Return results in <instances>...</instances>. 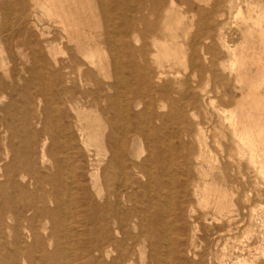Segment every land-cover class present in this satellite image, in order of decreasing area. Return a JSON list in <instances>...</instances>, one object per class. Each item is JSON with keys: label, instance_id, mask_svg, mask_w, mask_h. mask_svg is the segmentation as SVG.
<instances>
[{"label": "bare ground", "instance_id": "6f19581e", "mask_svg": "<svg viewBox=\"0 0 264 264\" xmlns=\"http://www.w3.org/2000/svg\"><path fill=\"white\" fill-rule=\"evenodd\" d=\"M148 1L152 6L147 11L148 7L140 6L142 0H95L104 17L101 32L93 0H0L7 14L16 7L14 47L27 48L30 60L26 71L30 78L23 80L21 94L23 116L16 124L14 105L19 101L11 98L15 104L8 102L0 118L11 152L6 164L0 157V264H145L140 251L145 242L154 264H188L185 260L191 257L199 260L190 264H203L204 253L211 250L222 260L225 253L219 248L225 224L240 223L234 216L253 209L252 201L242 199L244 191L240 194L238 189L243 178L240 158L246 151L247 170L256 184L264 180V92H260L264 83V0H211L213 10L207 7L210 0H182L180 6L188 9L174 17L169 13L174 0ZM123 6L128 22L120 32L115 21L125 16L120 12ZM187 14L197 18L196 24L193 19L186 24L181 21ZM227 14L242 35L237 48L235 42L234 46L226 40V28L232 23L225 20ZM171 16L176 20L174 26ZM194 27L196 32L191 36ZM210 38L215 42L208 45ZM102 45L111 54L113 82L104 83L99 76L103 71ZM24 61L21 57L15 65ZM185 61L192 74L201 76L209 70L228 89L229 108L216 107L213 97H198L189 80L193 76L181 78L174 72ZM251 66L257 80L248 77ZM132 83L141 90L136 89V100L130 102ZM13 84L10 92H14ZM36 85L45 97L42 107L41 100L34 102L28 92ZM238 94L245 96L246 104L236 101ZM140 103L144 109L136 111ZM34 107L37 113L31 115ZM165 108L167 112L162 113ZM193 109L203 112V121L193 120ZM20 128L26 137L19 135ZM106 129L107 149L101 147ZM210 132L215 133L214 140L217 132L229 136L231 148L237 158L241 156L232 164L231 176L225 173L228 167H217L225 189L211 187L207 181L211 175L204 170V164L217 169L215 162L220 157L216 152L217 159L206 158L208 153L204 156ZM20 138L24 146L19 145ZM141 140L147 146V157L130 161ZM181 176L184 179L180 180ZM137 189L146 198L143 209L137 206ZM227 189L237 194L234 210L223 203ZM255 196H262L260 188ZM175 198L179 200L175 219L184 222L180 228L171 219ZM212 199L216 204L213 213L203 211V206L199 207L200 215L195 213L193 203L209 204ZM10 207L15 209L16 223L5 229L1 222L6 220L1 217ZM151 213L155 219L149 217ZM75 216L81 218L74 220ZM209 217L221 225L214 234L200 238L204 248L199 253L196 231ZM97 225L105 233L94 231ZM131 229L138 233H131ZM126 241H130L127 247ZM114 248L117 256L109 258ZM238 255L232 263L245 264Z\"/></svg>", "mask_w": 264, "mask_h": 264}, {"label": "rangeland", "instance_id": "374dc122", "mask_svg": "<svg viewBox=\"0 0 264 264\" xmlns=\"http://www.w3.org/2000/svg\"><path fill=\"white\" fill-rule=\"evenodd\" d=\"M191 1H194V0H191ZM149 2L150 1H148V0H145V1L142 0V2L140 3V6L145 7V9L148 7L146 9L148 11V10H150V8L152 6V3H149ZM181 2H182V0H174V4L172 6H169V10H170L169 13L173 17H174V15H176V13H179V12L182 13V12H184V11H186L188 9V7L186 5L180 6L181 5L180 4ZM194 2H196V1H194ZM93 3H94V4H92V5H94L93 6V9L96 8L95 9L96 11H94V13H95L96 16H98V20H97L98 24H97V26L99 25V27L101 28L100 31L103 32V30H104L103 29V26H104L103 25L104 24V17H103V15H101L102 13L99 14L100 13V10L97 8L98 7L97 6V2H95V0H93ZM211 4L212 3H211V0H210L209 5L207 7L210 8L211 7ZM146 5H148V6H146ZM13 7L11 8L10 12H8V14H7L5 12V9H4L3 5L0 4V118H2L4 116L3 115V112H2V108L6 107L10 103H14L15 104L14 100L17 99L16 103L19 101V104L17 103V105H14L15 106L14 114H15V122H16V124H18L19 118H21L23 116V110L21 108L23 106V101H22L21 94L23 92V87H24V85H23L24 81L23 80L24 79L27 80V79L30 78L29 77L30 75L28 76V73L26 72L30 68V60H28L29 59V51H28L27 48H22L20 50H17L14 47V45H15L14 43H15V41H16L17 38L15 36V32L13 33V31H15V28L17 27L18 15L16 14L17 12H15L16 11V7L15 6H13ZM122 8H121L120 12L121 13L122 12L125 13L126 12V8L124 6ZM212 8H213V5H212L211 9ZM14 9H15V11H13ZM13 12H15V13H13ZM10 13H12V14H10ZM128 14H129V12H128ZM5 15L6 16L8 15V16L6 17ZM10 15L13 16V17H10ZM124 15H125L124 17L120 16L119 19H116V21H115L116 22V25H117V27H118V29H119L120 32H123L125 30L126 24L128 22V17H126V13ZM172 16H171L170 23H171V25L174 26V25H176L175 24L176 23V20ZM226 16H225V20H227L229 22L232 21V23H230V25L227 26L228 28H226V31H227V36H226L227 38H226V40H228L229 42H231L230 43L231 45H234V44L236 45L237 43H238V45H240L242 43L241 40H243V39H242L241 33L238 31V27L237 26L234 27L236 25V23L234 22L235 20L234 19L231 20V17H229L228 14ZM102 18H103V20H102ZM150 19H153V17L151 15H150ZM192 19L193 18H190V14L189 15L187 14V15L183 16V18H181V21L184 24H186L189 21H191ZM197 21L198 20L195 17L193 19L194 24H196ZM233 22L235 23V25H234ZM44 23H46V21H44ZM228 29H229V31H228ZM195 30H196L195 27L192 28V29H190V35L191 36H193L195 34V32H196ZM191 32H192L193 35L191 34ZM229 32L232 35H230ZM210 39H208V41H210L209 44H208V41H206V40H202V41L204 43L206 42V44H208V45H211V44H213V41L214 40H212V39L210 40ZM134 44L135 45H139L137 42H134ZM237 47H239V46L236 45V48ZM100 52H101L100 54L102 55V58H103V71L99 75V76H101L100 79L103 78L101 80L104 83L105 82H113L114 81V66H113V62L111 61L112 60L111 59V54H110V52H108L104 48L103 45H102V47L100 49ZM3 57L4 58H7V59L5 60ZM21 57H22V59H25V61L23 62V65L16 66L15 63L18 62V61H20ZM106 58H107V60H106ZM122 59H123V62H126L125 57L122 58ZM2 63L3 64L6 63V65L3 66ZM207 63H206L207 65H210V62H207ZM187 64L188 63L185 61V63L176 66L174 68V72H178V75H180L181 78H185V77L186 78L187 77L189 78V77L193 76V77H191L192 79L189 78V80H190V82H192V85H194L192 87V90L194 91V93L195 92L197 93L198 97L205 96V98H207V100H208V98L209 99H212V97H213V100L215 101V105L218 103L216 105V107L226 108V109H227V107L229 108V105L230 104L226 101V100H229L228 99V94H227L228 89L225 86H223L222 84L218 83L219 81L217 82L216 79H214L212 77V74H210L208 72L209 70L205 71L201 76L199 74H197V73L192 74L193 70H191V68ZM250 70H251V73L249 74L248 77H252L254 80H257L258 78H257V72H256L255 67L251 66L250 67ZM19 74H21L20 75L21 76V79L20 80L18 79V75ZM196 74H197L198 77L196 76ZM12 77H13V79H12ZM15 77H16V79H15ZM4 80H6V81H4ZM16 80H18V81L16 82ZM193 81H195V82L193 83ZM12 82H15V84H13ZM12 84L15 85L14 86V92H12V91L10 92V85H12ZM136 84L137 83H132V85H131L132 88H130V89H134V90H129L128 89V101H130V102L136 100V98H135L136 97V94H135L136 89L138 88L139 90H141L140 87L138 85H136ZM263 84L260 85V92H264V85ZM37 87H38V85L34 86L33 88L30 87L29 90H28V92L34 98V102H39V100H41L40 103H41V107H42V105H44L45 97H44V95H42V94L39 93ZM44 87H47L46 89L49 88L48 86H45V85H44ZM217 87H218V89H217ZM199 88H201V91H200ZM223 89L225 91H223ZM198 91L200 92V94L198 93ZM218 91L220 93H217ZM222 91H223V93H222ZM1 93H3V95H1ZM11 93H13V94H11ZM111 93H113V92H111ZM206 93H207V95H204ZM209 93L211 95H209ZM224 93H226V94H224ZM215 94H216V96H218V97H216L217 99L215 98ZM217 94H219V95H217ZM220 94H222L223 96L220 95ZM9 95H11V96H9ZM14 95H15V97H14ZM220 96H222V99L223 98L224 99L222 100L221 98H219ZM3 97H5V98H3ZM11 98H13L14 100L11 99ZM219 99H221V101ZM245 99H246L245 96L241 97L238 94V98H236V101H240L241 100L242 103L244 102V104H246L247 102H245ZM1 101H2V103H1ZM222 103H223V105H222ZM34 109H35V107L31 109V115L32 114L34 115L35 113H37V112H35ZM134 109L136 111H140V110H143L144 109V106H143L142 103H140V105L135 106ZM167 110H168L167 108L163 109L162 110V113H166ZM193 110H192V114H193V117L192 118H193V120L195 122L196 121H203V119H204L203 112L201 113V111L198 112L197 110H194V112H193ZM246 110H248V108ZM198 113L200 114V117L198 116L199 115ZM40 117L42 118V115ZM200 118H201V120H199ZM32 127L33 126H31V130H34V127L33 128ZM5 130L6 129L3 126V124L0 125V157L2 158V164L8 163L9 160H10V156H11V154H10L11 152L9 151V148L6 147L7 144H8V133H5ZM18 132H19V135L20 136L23 135L22 137H26V135L23 133V130L21 128L18 129ZM21 132H22V134H21ZM217 133H218V135L216 134L217 135L216 136V140L218 142L216 140H214V138H215V136H213L215 134L214 132H210V134H211V135L209 134L210 136L208 135V133L206 134V141H205L206 142L205 143L206 146H205V150H207V151H205L204 156H206L207 153L208 154H207V157L206 158L211 157L213 159L214 158L217 159L220 156L221 158L219 157L217 159L219 162L217 160L215 162V165H217L216 168L218 167L221 170V167L220 166H222L223 168L224 167H228L225 170V173H226L227 176H229V175L231 176V172H232L231 166H232V164L236 163L235 161L237 159L239 160V158L242 156L240 159H241V161L243 160L242 161L243 163H240L241 164V168H240L241 170L240 171H242V173H243V178L240 179V187H239L238 191H239L240 194L244 191L243 194H242V199L243 198H246V199H248V201L251 200L252 201V208L253 209L251 208L252 209L250 211L251 214L249 212L248 213L245 212L247 214H245V215L244 214L243 215L241 214V215L234 216V219L233 220H235L237 223L241 221L240 223L235 224L234 221H233V222H230V223H226L225 224V230L222 232V234L224 233L223 234V237L224 236L225 237L223 239L224 241L223 240L221 241V246L219 248L220 250L222 249L221 252H224L225 253L224 254L225 257H223L224 259H222V260L220 259L221 262H218L220 260H218L217 257H216V255L214 254L216 251L214 252L213 250H211L212 252H209V254L208 253L206 254V252L204 253L206 257H203V260H202L203 261V264H221V263L222 264H233L232 263V261L234 262V258L233 257L234 256L236 257L238 254H240L242 256L244 255L243 258H242V256H240V257H241V260L242 259L245 260V264L247 263L248 260L249 261H248L247 264H264V183H263L264 180L259 181L262 185L261 184H256V181L257 180L255 179L254 175H252V173H249V171L247 170V166L249 164L248 163V159H247V157L249 155H247V151H246V154H244V156L240 152L242 155L240 157L238 156L239 158H237V153L234 152L235 151V150H233L234 148H231L229 136L225 135L224 133H222L223 134L222 135L221 132H217ZM107 135H108V131L106 129V130H104V136H105V138H104L103 143L101 145V147L103 146V148H105V149L108 148L107 147L108 146V143H107L108 141L106 140V136ZM219 135L222 137V139H224L223 136H226L225 139H224V142L221 139V137H219ZM218 137H219V140H218ZM210 138L212 139L211 141L207 140V139H210ZM39 140L41 141L42 138L39 139ZM225 141L228 144L227 146L225 145L226 144ZM23 142H24L23 139L20 138L19 145L20 146H24L25 144ZM141 142H139V144L141 143L140 145L139 144H136L135 145L136 147H134L133 154L129 158L130 161L139 162V161H142L144 159V157H147V155H148L147 154L148 152L146 150L147 149V146L145 145V142L144 141L141 140ZM174 142L177 144V141L174 140ZM208 143L209 144L211 143L210 145H212L213 147L209 146ZM223 145H225V146H223ZM144 146H146V148ZM229 148L231 150H233V151L232 152H229V151H231ZM90 149L93 152H96L97 151V147H95V146H91ZM210 149H211V152H210ZM216 149L217 150L219 149V150L217 151ZM215 152L218 154V157L216 156V153ZM219 152H220V155H219ZM229 153H231V154L229 155ZM233 153H234V155L236 154L235 155L236 157L234 155H232ZM209 154H211V155H209ZM212 154L214 156H212ZM233 157H235V158H233ZM245 159H247V161ZM244 160H245V162L247 164L244 163ZM222 161H224V163ZM261 164H264V162L261 161ZM49 166L50 167L52 166L51 163L48 164V167ZM206 166L207 165L204 164V170L207 171V172L209 171L208 174L211 175L210 177L208 175L209 179L207 178V181H209L208 183L211 184V187H214V189H219V188L225 189L224 186H223V183H222L223 182V179H222L223 176L221 177L220 170L218 168L217 169L213 168L212 169L213 171H212L211 168H208ZM216 170H218V171L216 172ZM153 172H154V170H153ZM215 172L217 173V175H216ZM214 173H215V175H214ZM119 178L121 179L122 177L119 176ZM182 179H184L183 176L180 177V180H182ZM216 180L218 182H216ZM213 181H214V183H213ZM259 188H260V190L262 192V196H259V197L256 198L255 192ZM211 189H213V188H211ZM241 190H242V192H241ZM140 192H141V194H140ZM153 193L154 192H152V194ZM225 194L226 195H224L225 196L224 201H223V196L220 198V200H222L223 203L225 204V207L228 208L229 210L236 209V207L233 204H235L234 202L236 201L237 194L234 195V193H232V191L230 189H227V191H226ZM135 196H136V198L138 199V202H139V204L137 205L138 208L143 209L144 206H145V203H146V198L143 196V192L141 190H138L137 189ZM141 201L144 202V204ZM178 201L179 200L177 198L174 199V207L175 208L173 210V215H171L172 216L171 219L173 220L174 225L176 227H179L180 228V226H182V224H184V222L183 221H177L175 219V214H174V212H175V210H176V208L178 206ZM213 201L214 200L212 199L210 201L211 203L209 202V204H205V202H203L200 205H197L196 203H193L195 205L192 206V208H193V210L194 209L196 210V211L195 210L194 211H195V213L197 215L198 214L199 215L201 214V212H202L201 209L203 207H204L203 208V211L204 210H208L210 213H213L214 212L213 210H215V208H216L215 207L216 204ZM231 204H232V206H231ZM0 205H2V201L1 200H0ZM128 205H131V204H127V206ZM50 207L51 208H54V205L53 204H50ZM199 207H202V208H200V210H199ZM207 208H209L211 211L209 209H207ZM0 212L2 213V209H1ZM122 213H124V212H122ZM152 216H153V213L149 214V217H152ZM154 217L155 216H153L152 218L155 219ZM1 218H2V220L3 219L6 220V221H2L1 222L2 223V228L7 229L8 227L14 226L15 223H16L15 209L12 208V207H10L6 211L5 214L3 213V216ZM76 218H78V219H76ZM80 218L81 217H79V216H75L74 220H79ZM152 218H150L149 221L154 222V220ZM65 220L66 219L64 218V221ZM159 222H161V221H159ZM220 225H221V223L220 222L218 223V221H216L212 217H209L206 222L201 221L199 223L198 229L196 231V239H195V242H196V245H197V249H198L197 252L202 253V251H203L202 248H204V242L201 241L200 238L202 236H204V235L214 234L218 230V228H219ZM234 227H237V229L235 230ZM226 228H228V229H226ZM87 229L88 230L90 229L88 225H87ZM93 230L96 231V232H97V230H98V232H102V231L104 232L103 228H101L99 225H97V228H94L93 227ZM7 231H5V232L7 233ZM177 232L178 231H175V233L178 235ZM131 233L137 234L138 233V230L131 229ZM175 233L173 235H175ZM116 235L119 238H122V233H120V234L118 233ZM129 243H130V241H128V242L126 241L124 243V246L127 247L129 245ZM223 243H226V245H225V247L222 248V244ZM115 248L112 249V252L109 254V256H110L109 258H113V257H116L117 256V251H116ZM208 249L210 250V248H208ZM140 251H141L142 255L144 256L143 257L144 258L143 260H144L145 264H154L153 261L149 260L150 259V257H149L150 250H149V246H148V244L146 242L144 243V247L143 248H140ZM172 258L176 259V255L174 254V256ZM196 258L197 257H195L194 259H192V257H191V260L189 258H187V260H185V262L188 263V264H190V263L193 262V260H194V262H195V260L197 261V259L199 260V258H197V259ZM135 260H137V263L140 262L139 261L140 260V253L138 251H137V253L135 255ZM189 261H190V263H189ZM171 264H173V263L171 262Z\"/></svg>", "mask_w": 264, "mask_h": 264}]
</instances>
